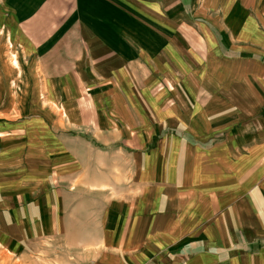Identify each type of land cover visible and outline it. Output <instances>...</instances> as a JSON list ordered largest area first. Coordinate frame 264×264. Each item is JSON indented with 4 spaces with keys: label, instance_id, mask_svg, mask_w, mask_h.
<instances>
[{
    "label": "crops",
    "instance_id": "obj_1",
    "mask_svg": "<svg viewBox=\"0 0 264 264\" xmlns=\"http://www.w3.org/2000/svg\"><path fill=\"white\" fill-rule=\"evenodd\" d=\"M148 1L0 0V29L12 26L11 45L0 39L4 250L62 243L67 258L79 252L73 264H239L235 234L251 210L264 229V30L241 13L264 12V0H224L243 6L215 20L225 38L203 23L185 53L163 50L150 20L121 36L72 13L26 30L13 7ZM246 260L264 264V250Z\"/></svg>",
    "mask_w": 264,
    "mask_h": 264
},
{
    "label": "rangeland",
    "instance_id": "obj_2",
    "mask_svg": "<svg viewBox=\"0 0 264 264\" xmlns=\"http://www.w3.org/2000/svg\"><path fill=\"white\" fill-rule=\"evenodd\" d=\"M195 1L197 0H150L148 2L149 4L151 3V6H80V10H76V6H27L26 8L24 7L25 9L23 6L13 7L16 14L25 17L23 23L26 30L31 28L30 23H33L32 20L36 17H40L45 21H63V19L70 17L72 13L74 19L104 20L109 31L112 28V24H118L117 27L120 28L118 35L121 36L127 30H136L140 29V26L148 25L150 20L149 28L152 30V34L163 35V50L173 53H185L196 48V43L201 40L197 39V36L201 34L199 30L203 23L210 24L213 30L216 26L215 30L219 31L220 37L224 39L225 32H222L220 27L215 25V20L221 19L230 8H233L232 13H237L241 10L240 7H243L222 6L224 0L217 1V5L220 6H193ZM205 1L211 5L215 4L213 0ZM204 3L203 1L200 5ZM32 7H35V9L33 10ZM22 8L24 11H22ZM246 8V13L241 12L243 13V18L253 21V24L257 25L255 27L260 29V31L264 30L256 22L258 17L256 13L261 18H264V12L258 11L257 6H247ZM6 16L8 17V22L15 14L8 11ZM5 25L0 29V39L2 45L8 44L10 46L7 31L10 32V29H12L11 21ZM109 35L116 38L115 25L114 32L112 29ZM19 49L21 51V47ZM8 53L12 55L11 51ZM183 55L185 57V54ZM5 61L3 53L0 52V67ZM29 61L27 59V62ZM3 88L4 86H0V90H3ZM251 212H249L250 216H247V219H243L247 225L246 230L238 231V234H235V246L233 248L238 249L242 244L245 246L243 247L242 245V253L236 256L240 260L239 264H246V259L254 260L257 254L264 250V234H261L264 229H260L261 224L259 218L256 217L257 214L255 213V215L253 210ZM61 246H63L62 243L52 244V246L48 247L47 244L33 242L27 244V248L24 247L22 250H15L11 253L0 247V264H73V260H75L79 252H72L73 256L69 259L61 252ZM57 248L60 249L56 250Z\"/></svg>",
    "mask_w": 264,
    "mask_h": 264
}]
</instances>
